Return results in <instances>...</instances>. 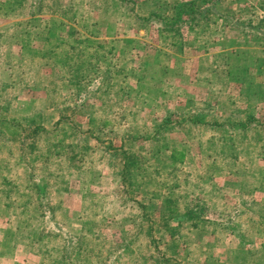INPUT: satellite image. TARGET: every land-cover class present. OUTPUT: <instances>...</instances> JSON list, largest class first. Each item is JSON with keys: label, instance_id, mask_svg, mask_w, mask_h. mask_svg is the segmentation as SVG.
<instances>
[{"label": "rangeland", "instance_id": "obj_1", "mask_svg": "<svg viewBox=\"0 0 264 264\" xmlns=\"http://www.w3.org/2000/svg\"><path fill=\"white\" fill-rule=\"evenodd\" d=\"M9 1L10 6L7 0H0V133L5 131L10 136L8 140L0 139V264L106 263L105 257L88 255L84 250L69 252L59 238L38 229L45 223L36 215V205L26 208L25 202L34 197L26 188L32 173L38 180L42 177L51 183L53 217L47 220L51 233L60 232L56 221L66 210L75 218H94L97 224L102 218L110 219L96 232L94 241L97 247L101 244L106 248L122 244V257L111 264H264V77L257 75L264 69V48L255 43L253 36L243 38L234 30V21L247 25L254 17H263L264 0H222L212 6L216 18L209 21L206 32L196 42L210 41L205 49L200 45L197 55L204 54L213 40L222 39L211 33L216 23L226 33L224 43L234 45V37L240 36L246 49L238 50L230 67L204 58L207 65L197 76L202 84L199 88L195 83L183 84L194 74L193 65L186 67L179 62L167 68L171 58L164 52L170 48L179 53L185 34L190 42L193 36L184 29L179 38L165 45L154 23L160 19L152 18L151 23L141 20L150 12L158 13L157 3L162 0H132L134 10L111 7L108 12L111 0ZM189 1L192 0H179L175 6ZM158 7L168 10L166 4ZM28 11L38 15L30 19ZM62 12L66 17L60 16ZM51 25H55L53 36L48 37ZM84 31L91 35L83 38ZM46 38L49 45L43 41ZM126 39L132 43L126 46L122 42ZM97 45H103V50ZM71 46L76 47L67 61L71 64L63 66ZM191 48L187 46V55L194 54ZM122 51L127 52L125 58L119 56ZM230 51L234 52V47ZM95 53L99 55L97 59L93 58ZM155 63L162 69L157 64L154 67ZM118 69L127 73L124 78L117 74ZM231 70L233 77L239 70L252 79L253 94L248 93L251 96H242L229 81ZM80 76L81 83L69 85L68 79ZM136 76L140 77L137 81ZM137 85L143 89L139 98L134 94ZM45 93L48 97H44ZM32 94L35 98H30ZM60 102L62 115L80 125L77 138L68 143L76 144L86 129L92 136V151L80 157L85 164L90 162L85 165L86 174L93 173L84 183L64 159L36 161L41 141L33 137L23 144L21 139L28 130L17 139L11 134L13 130L3 124L37 121L38 116L42 117L38 110ZM32 108L36 113L29 112ZM169 113L170 125L158 134L156 130ZM190 114L203 116V123L194 121L185 131L174 125L177 117ZM251 116L253 121L247 119ZM44 117L52 121L56 115ZM96 139L123 145L127 153H137L145 172L139 200L141 206L148 207V218L158 219L159 207L163 206L161 196L167 194L173 197L175 209H171H178L176 216L192 212L191 219L184 218L176 235L182 233L180 244L164 246L169 241L166 236L158 242L166 254L165 262L156 256L151 244V240L162 237L159 233L164 232L163 225L157 226L156 232L152 230V237L147 235L148 223L140 225L142 208H137L115 186L113 175L121 172L123 161L119 157L110 160ZM63 183L67 192L58 198L54 191ZM112 183L115 190L110 189ZM88 189L98 194L97 198L81 203L80 194ZM94 204L102 206L100 213L92 212ZM189 224L192 229L187 231ZM171 225L177 226V222Z\"/></svg>", "mask_w": 264, "mask_h": 264}, {"label": "trees", "instance_id": "obj_2", "mask_svg": "<svg viewBox=\"0 0 264 264\" xmlns=\"http://www.w3.org/2000/svg\"><path fill=\"white\" fill-rule=\"evenodd\" d=\"M222 0H192L189 2H182L178 3L175 8V16L173 18H168V17H163L158 15L155 12H150L148 13V16L145 18H140L142 21L146 23H151L154 22L152 18H158L160 19L159 21H155L154 23L157 24V33L162 36L163 43L165 45H170L171 41L174 39L179 38L182 35V31L184 29L187 30L188 33H190L194 39H201L204 33L207 30V27L209 25V21L211 19H215L216 16L214 14V10L212 9V6H216L217 3H219ZM105 2H110V0H105ZM112 5L108 6V3H106V11L108 12L111 7L114 9H130L134 10V1L132 0H111ZM12 3V2H11ZM10 1L7 0V4L9 6L11 5ZM132 5V6H131ZM109 8V9H108ZM28 17L34 18L36 15H38V12L34 13L32 11L27 12ZM60 16L66 17L65 13H61ZM221 16V15H220ZM222 17L227 20V16ZM219 17V18H222ZM137 19V18H136ZM254 20L250 23L249 21L247 22V25H244L242 21H234V28H237L238 30L241 31L243 34V38H247L253 36L255 39V43L259 44L262 48H264V16L263 17H254ZM219 20V19H218ZM235 20V19H234ZM236 22V23H235ZM255 22V23H254ZM153 23V24H154ZM244 26H247L244 27ZM55 27V25H51L47 29V34L48 37H52V29ZM91 35V33H90ZM89 35V36H90ZM89 39V38H87ZM161 40V42H162ZM46 45H49L48 39L43 40ZM61 42V40H60ZM59 42V43H60ZM84 42H89L86 39H84ZM124 44L130 45L132 43L131 39H126L124 41ZM100 44V43H98ZM103 44V43H102ZM101 45V44H100ZM97 45V49L103 50V45L100 46ZM163 45V44H162ZM56 46V45H54ZM76 48L75 46H71L69 50L66 51L64 55V60L63 61V66H67L68 60H70L73 57V54L70 55L71 51ZM157 53L159 51H156ZM239 52V51H238ZM236 52H230L227 55L226 58V67H230L231 60H234V57L239 55V53ZM235 54V55H234ZM72 56V57H69ZM127 56V52L122 51L121 54L119 55L120 57L125 58ZM241 55V54H240ZM45 57V55H42ZM99 55L96 53L93 54V58L97 59ZM241 57V56H238ZM101 59H103L101 57ZM62 64V62H61ZM123 70L118 69L117 74H120ZM261 70H258L257 73H260ZM106 73H108L106 71ZM230 74V79L229 81L231 83H234V77L232 75V70L229 72ZM238 75V80L240 84L243 86L241 88V95L244 97H249L253 94L252 86L250 85L251 79L247 78L245 74L240 73L239 70L237 71ZM122 74V73H121ZM83 77L80 76L78 79H73L70 80L68 79L69 85L70 86H77L79 83H81ZM237 80V79H236ZM139 91L142 92V87L139 85ZM247 92V93H246ZM252 94H248V93ZM76 95V94H75ZM79 92H77L76 98L78 99ZM78 107L75 106V109ZM67 109H64V111ZM70 111H74V109H70ZM63 113V112H62ZM172 114L169 113L165 119L163 120V123L159 127V130H156L157 133L159 134L161 132V129L166 127L167 125H170V120H171ZM38 120H32V122L29 123H22V124H8V122H5L3 124L8 125L11 131L12 135L15 136V138H20L21 133L25 132V130H28L23 134V138L21 139L23 144L27 140H32L33 137L36 138V140L41 141V148L39 147V153L36 156L35 160L39 161L41 163H48L51 162L55 159L57 160H62L64 159L66 162V166L75 169V172L79 173L81 177V181L84 183L85 180H89L91 176H93V173L90 172L89 174H86L87 172L84 171L85 165L90 164L89 161H82V158L86 157V154L91 150V147L89 145V140L92 138V136L89 134L88 129L82 131V139H79L78 142L75 143H68L72 139L77 138V131L80 130V125L76 122L73 121L71 117H65L62 114L60 115L58 121L55 123L54 127L52 130H48L44 128V126L41 124V119L42 117L37 118ZM177 121L174 122V125L178 126L180 129H183L185 131V127L190 126L194 121L197 123L202 122L204 117L199 116L197 114H190V116H184L182 115L181 117H177ZM250 121H253V117H248ZM193 121V122H192ZM89 123V122H88ZM191 123V124H190ZM246 123V121H245ZM184 126V127H183ZM238 126V125H237ZM231 128V127H230ZM2 129V127H0ZM3 129H6L4 127ZM7 130V129H6ZM187 131V130H186ZM224 132L225 129H224ZM0 139L3 140H8L10 139V136L6 134L4 131L3 133H0ZM100 143V145L104 146L103 151L105 154H107L108 158L110 160L116 159V157H119L123 161V167L120 173L117 175H113V178L115 179V186L117 185V191L122 192L125 195V198L130 199L134 205H137V208L140 206L142 208L141 210V218L143 222L140 223V225H144L148 223V227L150 228V233L147 234L149 237H152L153 233L157 231V226H162L163 225V230L164 232H160L159 234L162 235V237L159 240L152 241L151 244H153V250L156 251V256L161 259L162 262H165L167 257L165 258L166 254L165 252L160 249L159 247V241H163L164 237L166 236L169 238V241H166L164 246H167L168 248L174 247V245L180 244L181 240V234L180 233L178 236V230L182 229L180 228L181 224H184V218L191 219L190 216L192 212L185 213L184 215L178 214L176 216L175 212L178 210H172L173 207V197L172 195H166V196H161L162 198L160 199L162 201L163 206L159 207V216L158 219H151L150 217H147L146 210L147 206H141V201L139 200V196H143V191H142V184L144 182L143 176H145V172L143 167L140 165V162L138 160L137 153H127L126 150H124V146H115L114 144H111L109 142L101 141L100 139H96ZM20 142V144H22ZM22 144V145H23ZM31 147H34V145H31ZM8 148V147H7ZM80 157H82L80 159ZM89 156L87 157L88 160ZM91 161L94 163L92 157ZM88 166V165H87ZM24 167H27V165L24 164ZM28 178V183L26 184V188L29 190L30 193H33L34 197H29L25 202H26V208L29 207V205H36L37 211L36 215L40 220H43L45 224L40 226L38 229L45 233L48 234L49 236L59 238L62 243L64 244L65 248L67 251L72 252L74 250H84L88 255H94L95 257H105L106 263L105 264H111L114 263L117 259L122 257V244L120 242H117L114 244L113 247L111 248H106V246L101 245L97 247L98 245L95 243L94 239H96L97 234L96 232L100 231V227L103 228L102 226H107L105 223L110 221L109 218H102L99 220V224L96 223V221H93V219L88 216L92 220H82L80 219V216L75 218L72 214L69 213V211H65L63 215L60 216V219L56 221L59 226V233H51L49 229H47V220L50 219L48 218L51 216L53 217V213L51 211V189H50V182L45 181L42 179V177L38 180V178H35L33 176V173L27 177ZM35 178V179H34ZM37 179V180H36ZM50 183V184H49ZM63 187L57 188L54 193H56L57 197L61 196L60 194H65L67 192V186L66 183L62 184ZM114 185L112 183V186H110V189H113ZM116 187H114L115 190ZM120 188L122 190H120ZM92 189V187H91ZM88 189L86 193L80 194V199L81 203L82 201L87 200V202L90 200H94L95 196L98 194L94 193L93 190ZM168 190V189H167ZM149 198L152 199L153 195L151 192H148ZM109 205V204H108ZM102 207V206H101ZM101 207L97 204H94L92 206L93 209L92 212L94 214H98L101 211ZM147 207V208H146ZM82 209H83V204H82ZM157 209V208H156ZM155 209V210H156ZM175 209V208H174ZM84 210H82L83 212ZM140 217V216H139ZM84 218V217H83ZM146 220V223H145ZM173 221L177 222V226H172L171 223ZM42 224V223H41ZM77 225H79V228H76ZM192 224H189L188 227H186L189 231V229L192 227ZM230 230H233L232 227H228ZM192 229V228H191ZM180 237V238H179ZM115 238V237H114ZM152 239V238H151ZM144 254L141 257L142 260L144 258ZM178 260V259H177ZM180 260H182L180 258ZM118 263V262H116Z\"/></svg>", "mask_w": 264, "mask_h": 264}, {"label": "crops", "instance_id": "obj_3", "mask_svg": "<svg viewBox=\"0 0 264 264\" xmlns=\"http://www.w3.org/2000/svg\"><path fill=\"white\" fill-rule=\"evenodd\" d=\"M177 1H179V0H162L161 2H158L157 3V7H156V10H158L157 11L158 12L157 14H160L163 17L173 18L175 16V11H176L175 8H174V6H175V2H177ZM146 2H148V1H146ZM162 4H164V5L166 4V8H168V10L166 12L162 8H159L158 7L159 5H162ZM170 8H172V10ZM163 12H165V14ZM126 18H127V16L124 18V22L125 23L123 25L126 24V21H127ZM210 30H211V33H216L219 38H222V39L223 38H226V33L223 32V28H222L221 24L220 25H219V23L214 24L211 27ZM224 30H226V27H225ZM234 30H237L236 33H241V31L238 30L237 28H234ZM81 34H83V33L81 32ZM188 34L191 36L190 33H188ZM83 35H85V37H83V38H86V37L89 36V34L87 32H85ZM186 37H187V34H185V36L183 37V39L181 41V51L179 53H176L175 51L171 50L170 48H168V50H165V51L163 50V51L164 52H167L169 54L170 58H171L169 60V62H168L167 68L174 67V65L176 63H179V62L182 63V64H185L186 67L187 66L188 67H191L193 65V67L195 68L194 74L192 76L190 75L189 79L186 78L185 79V82H183V84L188 83L189 85L193 86L194 84H192V83H195L194 86L196 88H199V87L202 86V84H200V79L197 76H200L199 74L202 71H205L204 70V67H206L207 64L204 62L205 61L204 58H206V57L211 58L212 61L214 60V63H215V60H218V61H216L215 64H219L221 66H223V65L226 66V62H227L226 61V58H227V55H228V50H230L231 47H234V53L238 52V50H240V49L241 50L242 49H246V47L242 46V40L240 39V36H238V37H234V45H233V43H231V45H227L226 43H224V41L222 39H219L218 41L217 40H213V42H211L212 44L210 43V45H212V46H210V48L206 49V52L204 51L205 52L204 54L201 53V54H198L197 55L196 52H197V49L201 48L200 45L202 46L203 49H205L206 46L208 45L207 43L210 40L208 39V42L207 43L204 42V43L197 44V42H196L197 39H193L194 41L190 42L189 41L190 39L189 38H186ZM188 44L190 45V47L193 48V49L191 48V51L194 53V54H192L193 56L186 54L187 46H189ZM212 48H214L216 50H211ZM247 49H250V48L247 47ZM158 50H162V49H158ZM194 50H196V51H194ZM262 50H263V53H264V49H262ZM230 52H232V51H230ZM186 56H189V57H186ZM153 66L154 67H158V69L159 68L162 69L161 64H159V63H155ZM141 67H142V70L140 71V73H142L144 71L143 66H141ZM217 67L218 66H216V67L214 66V68H217ZM167 68H166V70H167ZM121 73L119 75H121L122 78H124L126 76V74H127V73H125L123 71ZM237 74H238L237 72H234V87L235 88H238V91L241 92V88L243 86L240 84V82L238 80V75ZM258 74L259 73H257V75ZM260 76L261 77H264V69H262V72H260ZM9 78H10V76H8L7 81L9 80ZM137 78H140V77L136 76V78H135L136 81H137ZM187 80H188V82H187ZM11 82H13V79H12ZM263 85H264V83L262 84V86ZM138 88H139V85L136 86V88L134 90V94H135V96H137L139 98V96L141 95V93H140V91H139ZM44 97H48V95L45 93ZM24 98H25V96H24ZM30 98H35V95H33ZM60 99H62L61 96H60ZM29 105H31V103ZM29 112H35L34 111V108H32ZM62 112H63L62 102H60L59 104H57L55 106H46L41 111L38 110V113H41L42 114V125L44 126V128L49 129V130L54 127L55 123L58 121V119H59L60 115L62 114ZM46 114H49V115H52V116L53 115H56V117H55L54 120L52 119V121H51V119H49V117H44V115H46Z\"/></svg>", "mask_w": 264, "mask_h": 264}]
</instances>
